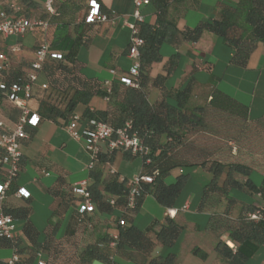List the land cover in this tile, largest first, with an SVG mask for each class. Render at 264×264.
I'll return each instance as SVG.
<instances>
[{"label": "crops", "instance_id": "0c3cea01", "mask_svg": "<svg viewBox=\"0 0 264 264\" xmlns=\"http://www.w3.org/2000/svg\"><path fill=\"white\" fill-rule=\"evenodd\" d=\"M87 1L64 3L63 0H54L58 12L49 17L48 30H37L18 39H2L0 48L16 41L23 47L20 54L11 57V69L19 73L26 71L35 47L49 41L59 22L67 23L71 37L78 36L85 26L83 17ZM98 1L101 11L110 17L113 15L114 22H100L89 27L87 42L76 48L75 59L80 79L88 83L117 81L116 78L126 72L130 65L127 56L130 30L125 22L134 21L133 0ZM218 1L176 0L164 4L163 1L149 0L140 6L144 23L156 26L162 24L166 28V38L158 49L160 59L148 69L147 101L149 104L165 101L175 106L183 91V111L189 115L195 113L202 119L200 124L192 126L189 121L193 116H189L185 122L187 124L178 128L181 142L176 145L171 157L158 160L157 164L166 170L164 181L167 183L173 182L181 173L187 174L186 184L173 206L163 207L148 193L144 195L134 217V223L143 228L153 219L162 221L167 209L176 210L172 218L182 227L174 245L178 246L175 257L179 264L199 263L191 252L194 246L208 253L207 259L203 260L204 264H212L215 260L214 246L218 237L207 220L208 216L223 209L225 200L215 192L201 197L202 187L211 178V173L200 165L201 157L207 155L210 159L225 161L229 156L244 162L251 158L254 170L250 178L258 185L264 176V44L258 42L246 65L240 66L229 62L233 48L215 34L203 31L195 41H187L179 34L185 28L195 27L200 21L215 18ZM15 2L0 0V10L9 8ZM45 2L29 0L22 5L27 10V17L48 18ZM46 82L47 76L39 73L33 86L34 96L37 97L41 84ZM36 97L29 102L30 106L36 105ZM115 101L113 103L104 96L93 95L87 105L78 103L74 111L82 115L88 107L90 111H110L114 118L118 114L115 103L119 99ZM198 108H202L203 112H199ZM18 115L19 110L9 102L0 103V120L7 125L12 126ZM84 125L85 121L81 120L79 130ZM64 126L61 121L41 119L35 128H27L29 137L22 141L19 175L11 190L6 191V198L0 205L2 209L27 207L28 218L38 231L37 240L46 241L50 249L57 243L66 249H71L72 243L81 248L102 234H114L116 231L112 222L115 212H93L90 216L93 221L91 227L77 228L74 222L76 204L73 196L68 195V188L82 179L91 182V174L86 168L88 157L84 149V138H71ZM230 147L233 149L230 150ZM111 169L124 179L147 171L141 157L127 151L108 154L102 143L100 161L95 170L106 173ZM2 178L3 175H0V182ZM236 178L245 180L240 175H236ZM223 179L220 176L219 183ZM189 184L192 185V192L185 196L183 193ZM16 187L26 189L29 198L17 197ZM230 193L241 200L246 199L240 191L231 190ZM147 202L154 207V211L149 209L141 213ZM12 219L14 233L19 234L22 220ZM190 235H195V240L190 241ZM223 236L225 238L223 234L220 239ZM22 244L29 245V242L22 237ZM6 250H9V254L1 257V253ZM165 250L157 251L163 253ZM11 253L10 248L0 247V259L9 258ZM257 253L261 256L253 264H259L264 257V247ZM253 258L245 264L252 262ZM116 260L121 264H138L121 257H116ZM95 261L90 264H103Z\"/></svg>", "mask_w": 264, "mask_h": 264}, {"label": "trees", "instance_id": "16d2710c", "mask_svg": "<svg viewBox=\"0 0 264 264\" xmlns=\"http://www.w3.org/2000/svg\"><path fill=\"white\" fill-rule=\"evenodd\" d=\"M28 1L16 0L14 5L3 11L12 16L27 17V10L22 5ZM63 1L70 3L74 0ZM89 1H87L83 17L85 26L78 36L71 37L67 23L59 22L52 31L49 41L39 43L35 47L46 44L49 51L39 71L47 76L46 87L40 86L41 90L37 97L34 96L32 89L29 100L30 102L36 97V105L32 107L29 104V107L40 116V120L48 119L66 124L69 117L75 113L74 110L78 103L87 105L93 95H106L102 83H88L80 79L75 59L76 48L87 42L90 36L89 27L94 25V23L85 21L89 11ZM96 1L101 10L100 2ZM157 1L168 4L176 0ZM51 6L53 12H47L48 18H45L48 21V27L42 31L49 29V17L58 12V8L54 7V0L51 1ZM136 28L138 35L143 39V45L139 48L138 86L131 87L119 81H112L108 100L114 103L116 98L119 99V102L115 103L118 114L112 118L110 111H90L86 107L81 117L84 121L88 118L102 120L113 128L121 127L129 121L131 130L135 131L141 142L149 148L147 156L139 157L143 161V166L147 168V171L141 174L152 175V183L144 184L136 197L135 205L128 207V187L124 178L121 179L115 171L109 170L106 173L97 171L95 170L97 165L89 170L91 182L88 183V188L95 206L93 212L108 214L115 212L112 222L116 231L114 234H102L81 248L76 247V243H72L71 249H66L57 243L50 249L46 241L37 240L38 231L28 218L27 207L1 208L3 214L22 220L19 234L14 233L10 238L0 234V247L10 248L12 253H16L18 255L17 264H35L39 257L44 260L45 264H90L94 260L103 264H121L116 257L138 264H179L176 261L175 252L167 248L175 245L182 232V227L172 217L166 215L162 221L153 219L145 227L139 228L134 223V217L144 195L148 193L163 207L173 206L186 184L187 174L181 173L173 182L167 183L164 181L166 170H163L157 163L162 158L171 157L172 151L181 142L178 128L187 124L185 122L189 116H193L189 121L192 126L200 124L202 119L195 113L189 115L183 111V91L179 94L178 103L175 106L165 101L149 104L146 98L148 69L153 62L160 59L158 49L166 38V28L162 24L149 25L143 21L137 23ZM203 31L215 34L233 48L234 52L229 62L245 66L254 46L258 42L264 44V0H219L215 18L200 21L195 27L185 28L178 32L183 39L195 41ZM53 52L59 53L61 57L51 56ZM23 72L25 71L19 73L11 69L9 75L12 80H16ZM198 109L199 112H203L202 108ZM230 148V150L233 149ZM147 158L150 159L149 163H146ZM200 165L211 173L210 180L202 187L201 197L204 198L208 193L215 192L221 194L225 200L223 209L208 216L207 220L218 237L214 246L215 260L212 264H245L261 247H264V176L258 185L250 178L254 170V162L251 158L244 162L228 156L225 161H220L210 159L205 155L201 157ZM154 171H156L155 174H153ZM0 175L4 176V169L1 166ZM236 175L243 176L245 180L237 179ZM220 176L224 177L222 183L218 180ZM15 179L11 181L8 191L14 185ZM231 190L240 191L246 199L241 200L233 196L230 193ZM68 191V195L73 196L76 204L74 222L77 228L91 227L93 221L90 216L93 212L79 213L77 204L80 199L72 191V185ZM110 200H113L112 204ZM257 210L260 211L259 218H249V214ZM119 220H122L124 224L120 225ZM223 234L225 238L220 239ZM22 237L29 242V245L23 246ZM111 242L114 244L110 245ZM227 242H230L232 246ZM159 245L166 247L163 253H160L161 250L157 251L156 247ZM191 252L201 260H206L208 257V253L198 246H194ZM0 264H8V258L0 259ZM259 264H264V257Z\"/></svg>", "mask_w": 264, "mask_h": 264}, {"label": "built area", "instance_id": "2783aa9c", "mask_svg": "<svg viewBox=\"0 0 264 264\" xmlns=\"http://www.w3.org/2000/svg\"><path fill=\"white\" fill-rule=\"evenodd\" d=\"M52 0H46L45 9L52 13ZM149 0H133V22H125V25L130 30L129 45L127 48V56L130 59V65L126 72L120 74L117 81L131 86L137 87L139 82L140 55L139 48L143 45V39L138 35L136 24L143 21L140 13V6L147 4ZM87 23L114 22V16L106 15L100 10L99 3L96 0L89 1V11L86 15ZM48 27V21L45 18L25 17L24 15L12 16L0 10V43L2 39L14 37L21 38L29 33L37 30H45ZM22 45L19 41L6 45L5 48H0V103L3 101L9 102L19 110V115L16 122L10 126L0 120V166L4 169V176L0 182V205L6 198V191L20 172L21 162V145L22 141L29 137L27 128H35L40 122V116L33 112L29 107L32 89L36 83L39 71L49 54L46 44L40 45L34 50L33 58L29 61L28 69L23 72L16 80H12L9 75L11 70V57L22 52ZM51 56L60 58L61 55L57 52L51 53ZM9 75V76H8ZM111 80H104L102 87L106 92L104 98L108 100L110 93ZM42 88L46 84H41ZM83 120L81 115L73 113L64 128L68 135L73 139L84 138V149L88 160L86 168L92 170L99 162L101 152V144L104 143L106 151L111 154L114 151H127L132 155L147 156L149 148L146 147L138 137L135 131L131 130V123L125 122L123 126L113 128L106 122L88 118L85 120V125L82 130H79V122ZM150 159H146L149 163ZM111 172H114L111 169ZM156 171L153 172L155 174ZM123 179V178H121ZM153 176L149 174L137 173L131 178L125 179L128 187L127 206L133 207L136 202V197L143 189L144 184L152 183ZM89 179H82L72 184V191L79 197L77 211L81 214L91 213L95 206L91 199V194L88 188ZM17 197L28 198L29 192L18 187L15 191ZM113 203V200H110ZM175 209H167L166 215L173 217ZM260 211L257 210L249 214V218L258 219ZM119 224L124 222L119 220ZM0 234L5 237H12L14 234V224L11 216L3 214L0 206ZM115 237V235L113 236ZM111 242L110 245H113ZM228 245L232 246L230 242ZM18 255L12 253L8 258V264H17ZM35 264H45L42 258H38Z\"/></svg>", "mask_w": 264, "mask_h": 264}, {"label": "rangeland", "instance_id": "374dc122", "mask_svg": "<svg viewBox=\"0 0 264 264\" xmlns=\"http://www.w3.org/2000/svg\"><path fill=\"white\" fill-rule=\"evenodd\" d=\"M130 178H131V177H130ZM191 188H192V185L189 184V186L186 187V190H185V192L183 193V195L186 196L187 193H189V192L191 193V192H192V191H190ZM183 197H184V196H183ZM149 209H151V211H154V207L150 206V204H148V202H147V204L143 207V210L141 211V213H143V212H145L146 210H149ZM195 232H196V231H195ZM194 236H195V235H190V236H189L190 241L195 240ZM207 238L209 239L208 236H207ZM222 239H224V236L222 237ZM205 240H207V239H205ZM185 245H186V243L183 245V247H184ZM176 247H178V246H176ZM176 247H174V246H173V247H170L169 250H172L173 252H176V250H177ZM159 249H160V250H163V249H166V247L159 245L158 248H157V250H159ZM167 249H168V248H167ZM182 251H184V249H183ZM8 254H9V250H6V252L1 253V257H2V256L4 257V256H6V255H8ZM260 256H261V254H260V253H257L256 255H254L253 260H251L252 262H249L248 264H253L255 261H257V260L260 258ZM195 259H196L197 261H199L198 264H204V263H203V260L199 259L198 257H195ZM95 263H97V261H95Z\"/></svg>", "mask_w": 264, "mask_h": 264}]
</instances>
